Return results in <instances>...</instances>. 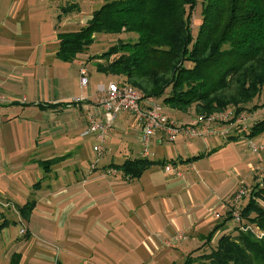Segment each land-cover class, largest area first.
<instances>
[{"label":"crops","instance_id":"1","mask_svg":"<svg viewBox=\"0 0 264 264\" xmlns=\"http://www.w3.org/2000/svg\"><path fill=\"white\" fill-rule=\"evenodd\" d=\"M28 3L32 7L37 2L35 0H15L7 4V13L6 15L3 13L0 20V94L9 99V102L0 104V133L6 125L8 129L14 125H18V128L24 127L23 137L27 130L28 149L22 152V156H29L27 162L32 170L26 178L15 181L13 177H16L22 168L12 171L13 175L10 177L5 176L2 173L3 169H0V225L2 226L0 233L11 223L24 222L21 228H24L25 233L21 234L20 228V236L13 239L6 235L3 239L4 246L14 245L16 248L17 244L23 243L22 239L27 240L30 237L33 251L31 260L28 258L30 262L26 263V257L20 251L21 247L15 251L13 249L2 250L3 261L5 264H10L13 254H19L15 264H104V261L110 264L112 259L118 257L120 248L118 244L122 240L113 229V226L117 224L120 228V208H125L126 215L131 217L130 219L126 216L123 218L128 228H133L134 218L138 219L135 214V201L131 200L133 198L130 194L127 193L128 199H131L125 200V203L121 204L119 200L120 192H126L124 190L128 189L127 185L131 180L120 173L121 171L116 169L115 165L121 164L126 158H134L140 154L134 155L133 147L127 146L128 150L120 154L123 155L122 158L110 154V159L103 161L98 167L97 162L100 163L101 157L105 158L103 154L112 153V148L117 149L114 145L117 143L113 140L114 134L110 136L111 138L109 137L112 131L115 132L113 123L102 144L103 150L98 161L96 159L93 162L89 161L84 151L86 144L83 146L76 137L77 135L91 137L92 150L97 143L95 134L85 133V131L88 112L101 117L97 103L99 92L96 88L98 92L96 97L89 91L87 94L78 96L76 91L70 89L69 82L64 77V71L67 69V63L72 62L79 53L71 61H63L57 57V32L59 30L57 31L55 25L57 23L55 6L54 16L52 15L51 37L47 39L52 42L30 44L29 36L34 31L27 25L28 16L26 21L22 17L24 5ZM31 7L26 9V15L28 10L32 9ZM63 22L65 24L66 20ZM64 24L59 21L58 28ZM80 63L78 62V66ZM88 75H90L89 70ZM78 85L81 87L79 82ZM76 98L82 100L69 103ZM162 108L167 115L178 121L186 122L191 117L187 112L175 111L163 105ZM122 113L120 117H123L122 120L131 117L137 123L139 131L136 137H139L141 129L138 121L131 114ZM18 114L22 117H18ZM154 136L157 137V142L164 141L159 140L161 137L159 134ZM204 139L208 142V138ZM17 140L18 138H15V143ZM22 142L20 139L21 145ZM215 146L219 147L217 144ZM184 149L186 154L176 149L174 156L159 159L155 155L156 159L153 160H164L165 163L170 162L168 159H174L176 164H179L182 162L180 160L201 152H191V154L187 153L189 147H184ZM211 149L208 148L202 152H208ZM2 151L3 145L0 143V158H2ZM93 152L97 158L96 152L94 150ZM147 169L137 178H140ZM39 174L41 176L35 180ZM167 174L170 176L165 179L163 186H160L162 188L153 190L150 194L154 197V202L150 205L151 209H148L146 213L144 209L142 210L146 218L138 220L145 230H142L144 237L140 239L141 247H143L142 253L139 249L136 251L143 255H150L152 260L148 264H151L153 260L156 261L157 257L159 259L161 256L159 253L157 255V251L161 248L159 243L163 238L174 233L176 231L174 228L181 225L183 227L191 218L193 222H189L186 228H199L202 224L198 222L201 217L195 215L197 211L193 208L188 211L189 209L183 205L180 186L184 181L183 176L176 177L171 173ZM259 180L261 181L260 178ZM243 199L245 200V197ZM30 200L34 201L33 208L29 217L23 218L19 207ZM230 203L231 200L229 209ZM213 207H216V204ZM226 209H228L227 205ZM207 218L204 217L205 220ZM231 226L232 222L229 221L224 229L231 230ZM128 228L129 232L123 231V234L129 236V242L132 244L130 240L135 236V232ZM111 232H114L111 234L113 237L109 238ZM198 235L200 233L197 234V240ZM217 236L215 235L213 239ZM105 240L106 245H104ZM182 241L175 243L169 251H177L181 254L185 248L184 242L180 243ZM130 244L126 243L125 248L128 252L133 250V245ZM97 260H103V262L98 263ZM161 264H167L165 257Z\"/></svg>","mask_w":264,"mask_h":264},{"label":"trees","instance_id":"2","mask_svg":"<svg viewBox=\"0 0 264 264\" xmlns=\"http://www.w3.org/2000/svg\"><path fill=\"white\" fill-rule=\"evenodd\" d=\"M196 1L103 0L84 25L57 32L56 55L63 61L73 60L88 48L95 33H135L134 40L118 39L93 56L92 59L106 61L97 62L96 69L114 75L119 85H131L144 97H153L175 111L193 108L194 114L207 115L263 107L264 102L259 105L254 101L264 91V0H200L202 18L193 35L191 16ZM79 11V0H67L59 7L56 19L60 21L62 15ZM73 102L76 101L69 103ZM263 130L264 117L247 131L236 127L226 143L240 136L252 138ZM216 149L180 161L191 163ZM155 163L163 164L164 160L137 156L115 167L130 179L139 177ZM262 202L264 175L239 206L240 224L264 228ZM33 205L30 200L19 207L23 218L29 217ZM230 205L208 233L200 234V239L211 246L210 252L198 256L188 253L182 264H264V238L242 230L235 222L231 230L223 229L236 207L234 203ZM220 228L222 231L213 239ZM18 257L13 254L10 264H15Z\"/></svg>","mask_w":264,"mask_h":264},{"label":"rangeland","instance_id":"3","mask_svg":"<svg viewBox=\"0 0 264 264\" xmlns=\"http://www.w3.org/2000/svg\"><path fill=\"white\" fill-rule=\"evenodd\" d=\"M14 1L15 0H0V20L3 17V13L4 15H6L7 13V4H10ZM35 1L37 3L32 5V7L30 6V3H28L25 4L23 8V20L26 21V17L28 16L27 20L29 22L27 25H29V28L34 31V34L31 33V36H29V42H31L30 44H35L37 42L51 43L52 40L47 41V39L51 37L50 31H52V20L54 16L53 8L55 6V12L59 13V7L61 5H64L65 0ZM102 2L103 0H79L80 11L62 15V20L60 21H62V24H64L63 21L66 20V23L64 25H61L60 29L57 25L59 21H57V23L55 24L57 26V31L78 29L81 25H84L86 23V19L91 15L93 9L97 8ZM30 7L32 9L28 10V14L26 15V9ZM57 13L55 14V16L57 15ZM201 18V2L200 0H197L192 10L191 16V31L193 35H196L198 31V26L201 22ZM135 38V33H95L94 39L88 46V48L84 52L79 53L72 62L67 63V69L64 71V77L68 80L70 89L74 90V92L76 91L78 96H80V94H87L89 91L92 92L94 97H96L98 95V92L96 91L98 83L107 84L109 80L116 81L117 78L110 73L98 71L95 67L97 62L103 64L106 63V61L102 58L92 59V57L100 55L111 45L116 44L118 42V39H121L123 42H125L128 40H134ZM78 62L84 63L90 73V75H88V83L83 87H79L78 85ZM254 102L259 103V105L264 102V91L260 98L258 100L256 99V101ZM248 106L250 107L251 105ZM245 111L254 114L255 118L254 120H252L253 123L264 117L262 107L256 110ZM187 113L188 116L194 115L193 108H190ZM122 114L123 113H119L116 116L113 125V129L115 130V132L112 131L113 133L109 134V137L114 134L113 140L117 142L116 144H114L115 148L117 149L112 148V153H107L108 155L103 154L105 158L103 159L101 157L100 163L97 162L98 167L101 166L103 161H107L110 159V154L116 155L115 157L122 158L123 155L120 154L128 150L127 146L133 147L132 149L134 151V155L140 154L141 145L139 142V138L136 137L138 134L137 132L139 131L138 125L131 117H127L125 118V120H122L123 117L120 118ZM18 115V117H22L21 114ZM18 127V125H14L11 129H8L6 125V128H3L0 133V143H2L3 145L2 158H0V169H3L2 173L5 176L10 177L13 175L12 171L22 168L20 173L16 175L17 178L15 176L13 177V180L15 181L18 179L21 181L32 172L31 166L27 162L29 156H22V152H24L25 149H28L29 137L26 133L27 130L25 132V137H23L22 131L24 132V127ZM15 138H18L17 143H15ZM76 138L79 142H82L83 146L84 144H86L84 146V151L86 152L89 161L93 162L96 158L95 153L92 150V138L80 137L79 135H77ZM183 138L185 139L183 140ZM20 139L23 141L22 145L20 144ZM248 139L252 140L255 143L261 144L264 147V130L252 138L244 137L238 140L232 139L227 143L226 141L228 140V136L226 138L213 136L208 138V142L207 140L201 138H197L195 140L188 139L182 135H179L175 141L164 140L160 143L157 142V137L154 136L152 138L150 151L153 155H151L150 159H156V157L159 159H167L168 157L174 156V153H176L174 151H176V149H180L179 151H181L182 154H186L184 147H189L187 153H195L197 151L202 152L205 151V149L208 150V148H213L215 144L219 145V147L213 152L199 157L194 161H191V163L180 162L179 164H177L178 167L182 170V176L184 180L180 185L182 188L181 192L183 197V205L189 209L188 211H190L191 208H193L194 211H197V214L195 213V215L201 217L198 222H202V224L199 228H186L187 225H189V222H193V219L191 218L187 221L186 224L183 225V227L181 225L174 228L176 231L180 230L187 235V239L180 242H184L183 246L185 248H183V252L181 254H178L177 251L170 252L169 250L174 245L168 247L165 246L161 241L159 243L161 247L160 250H156L157 255L161 254V256L159 257V259L158 257L155 258L156 261L153 260L151 264H161L164 257L167 260V264H182L186 254L188 253H192L193 256H198L203 253L210 252L211 246L207 243H204L203 240L200 239V235H198V241L197 234L208 233L212 229L216 221L223 218V215L229 210L230 200L233 202V195L230 196L231 194H235V192L242 187L245 190L247 189L246 191L248 194L253 184L256 183L260 178L257 168L261 167V165L264 163V151L251 153L247 144ZM126 153L128 154V152ZM114 161L116 160L114 159ZM40 173L42 172L40 171ZM40 176L41 174L37 175L35 177V180H37V178H39ZM169 176V174L164 173L160 163H155L152 164L140 178L129 179L131 181H129V184L127 185L128 189L124 190L126 192H120L119 200L121 204L122 202L125 203V200L131 199H128L127 193L130 194V196L133 198L131 200L135 201V214L137 215L138 219L134 218L133 228H128L127 222L123 221V218L126 216L127 219H130L131 217L126 215L127 211L125 210V208H120V228L117 224L113 226V229L116 232V235H119V237H121L123 241L120 240L118 244L120 247L119 253L117 255L118 257L112 259V261H110V264H148V262L152 260L150 259V255L141 254L143 247H141L140 239L141 237H144V235H142V230H145V227H142V224H140L138 220L140 218H146L145 213L148 212V209H151L150 205L154 202V197L150 194L153 192V190L161 189L162 187L160 186ZM259 185L262 186V183H259ZM214 204H216V207H213ZM262 204H264V202H262ZM226 205L228 209H226ZM143 209L145 210V213L144 211H142ZM205 216L208 217L206 220L204 219ZM8 217L11 218L10 216ZM24 224V222L22 223L20 221L11 223L7 228H5V230H3V232L0 233V264H5L3 261L2 250L13 249V251H15V249L17 250L20 247L21 253L26 257V263L30 262L29 260H31L32 258L33 251V244L31 241L32 239L30 237L27 240L22 239L23 243L21 245L20 243L17 244L15 246L16 248H14V245L4 246L5 243L3 242V239L6 235L13 239L14 237L16 238L17 236H20L19 229L24 226ZM125 226L130 230L133 229V232H135V236L131 237L130 240L132 241V244H130L129 242V236L123 234V231L127 233L129 232L127 228H125ZM225 227H223V229ZM221 231L222 228L217 230L215 232V235H219L218 233H220ZM113 233L114 232H111L108 237L112 238L113 236L111 234ZM104 238H106V236H104ZM126 243L133 245L132 252L126 251ZM211 243L214 242L211 241ZM104 245H106V240L104 241ZM138 249L141 253L139 251H136ZM142 256L145 258L144 260ZM97 261L98 263L103 262V260ZM172 261L174 262L172 263ZM105 262L108 263V261H104L103 263L106 264Z\"/></svg>","mask_w":264,"mask_h":264},{"label":"built area","instance_id":"4","mask_svg":"<svg viewBox=\"0 0 264 264\" xmlns=\"http://www.w3.org/2000/svg\"><path fill=\"white\" fill-rule=\"evenodd\" d=\"M79 83L81 87L86 86L88 83V70L82 62L79 66ZM97 91L99 92L97 103L101 117L99 118L96 114L88 112L85 131V133H94L97 138V143L93 146V150L97 154L96 161L102 153V144L105 142L107 132L112 127L116 116L122 112L131 114L140 124L141 131L138 137L141 145L140 156L144 158H150L153 155L150 151V144L154 135L159 134L161 136L159 140L167 141H175L179 135L188 139H204L213 136L226 138L235 132L236 127H239L241 131H247L255 118L253 113L246 111L236 113L233 109H229L207 115L194 114L186 122L178 121L167 115L162 105L155 98L144 97L131 85H119L115 81H109L107 84H98ZM80 100L82 99H74L76 102ZM6 102H9V99L0 94V104ZM262 110L264 112V105ZM241 138H244V136H240ZM247 144L249 150L253 153L264 151L261 144L252 140L248 139ZM161 166L164 172L182 177V170L176 163L165 162ZM257 170L261 179L264 175V163ZM246 190L243 187L239 188L232 196L233 202L231 201V203L236 204V207L231 211L233 223L240 224L242 222L238 210L240 204L244 201L243 198L247 195ZM240 227L244 231L251 232L257 238H264V228H259L254 224H240ZM20 233H25L24 228L20 229ZM186 238L187 235L184 232L177 230L163 238L162 243L171 247Z\"/></svg>","mask_w":264,"mask_h":264}]
</instances>
